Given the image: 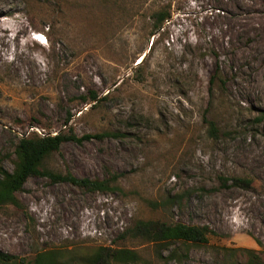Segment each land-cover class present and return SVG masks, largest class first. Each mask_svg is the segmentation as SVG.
Here are the masks:
<instances>
[{"label": "rangeland", "instance_id": "obj_1", "mask_svg": "<svg viewBox=\"0 0 264 264\" xmlns=\"http://www.w3.org/2000/svg\"><path fill=\"white\" fill-rule=\"evenodd\" d=\"M262 112L264 0H0V167L13 169L22 136L114 132L64 142L43 166L118 174L119 188L28 177L19 206H0V251H75L70 264L99 246L135 251L130 264H177L173 249L186 254L179 264H246L248 252L264 262ZM137 220L214 234L162 248L123 235Z\"/></svg>", "mask_w": 264, "mask_h": 264}, {"label": "trees", "instance_id": "obj_2", "mask_svg": "<svg viewBox=\"0 0 264 264\" xmlns=\"http://www.w3.org/2000/svg\"><path fill=\"white\" fill-rule=\"evenodd\" d=\"M167 17L168 14L159 13L155 19V25L159 27ZM213 80L214 75L211 76L210 82L212 83ZM88 98L91 101L98 99L94 92H90ZM262 120H264V112L255 118V121L258 122ZM205 123L208 125V135L215 137L216 128L214 122L205 119ZM116 135L118 134L114 132H102L77 136L69 130L67 132L59 131L54 135L44 134L39 136L32 134L31 136L20 137L14 149L15 162L13 169L7 171L0 167V206L4 204L19 206L15 193L22 189L27 178L31 176L45 177L53 183H70L89 192L118 190L119 188L113 185L118 179V174L112 175L109 179L77 178L69 173H54L43 166L46 157L57 151L64 142L81 143L85 139H101L106 136L112 137ZM244 183L248 184L247 181ZM177 196H173V198H177ZM168 202L169 200L167 199L163 202H150V205L153 208H158L163 207ZM212 234L214 232L206 225H186L180 222L165 223L157 220H137L123 232L124 236L139 237L162 248H166L171 243L186 246L188 244H205L208 241V237ZM248 253L249 257L246 264H264L260 259L255 260L254 257H251L252 253ZM75 255V251L65 252L57 249H45L36 253L32 259L26 260L25 258L0 251V264H70L75 259ZM185 257L186 254L181 256L176 249L171 250L167 256L168 260L175 261L177 264ZM83 259L88 264H110L113 262L130 264L139 260L137 253L131 249L104 246L97 247Z\"/></svg>", "mask_w": 264, "mask_h": 264}, {"label": "bare ground", "instance_id": "obj_3", "mask_svg": "<svg viewBox=\"0 0 264 264\" xmlns=\"http://www.w3.org/2000/svg\"><path fill=\"white\" fill-rule=\"evenodd\" d=\"M252 212L256 214V213H257V210L253 208V209H252ZM72 223H74V222H72ZM75 223H76V222H75ZM73 227H74V226H73ZM75 227H77V226H75ZM75 227H74V229H75ZM50 231H51V230H50ZM51 232H52V235H54V237H55V236H59V237H60V235L62 234L63 231L61 232V230H58L57 228H54V229H52ZM49 233H50V232H49ZM61 236H62V235H61Z\"/></svg>", "mask_w": 264, "mask_h": 264}, {"label": "built area", "instance_id": "obj_4", "mask_svg": "<svg viewBox=\"0 0 264 264\" xmlns=\"http://www.w3.org/2000/svg\"><path fill=\"white\" fill-rule=\"evenodd\" d=\"M44 135V134H43ZM43 135H41V136H43Z\"/></svg>", "mask_w": 264, "mask_h": 264}]
</instances>
